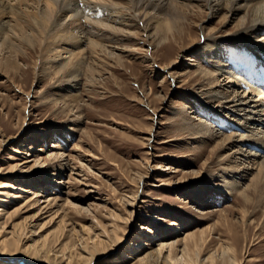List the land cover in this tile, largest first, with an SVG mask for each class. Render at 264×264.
<instances>
[{
    "label": "rangeland",
    "instance_id": "1",
    "mask_svg": "<svg viewBox=\"0 0 264 264\" xmlns=\"http://www.w3.org/2000/svg\"><path fill=\"white\" fill-rule=\"evenodd\" d=\"M4 1L9 13L18 2ZM114 1L107 16L127 19L131 26H121L127 32H104L80 23L71 26L76 34L91 31L87 37L78 36L88 38L83 42L87 62L78 69L80 84L68 83L69 74L63 78L70 70L58 73L50 63L41 65L44 55L28 32H17L27 40L20 43L18 39L20 68L0 62V225L5 230L0 242H14V229L25 232L19 246L8 245L12 252L5 255L0 245V264H48L26 258L22 251L37 250L45 237L49 244H56L63 234L61 244L71 242L67 244L72 249L78 245L75 251L82 252L86 242L92 241L89 237L95 239L100 230L106 232L102 239L114 237L115 230L122 240L115 244L113 238L114 249L101 251L91 264H137L146 253L172 241H179L174 253L180 258L183 239L192 232L197 240L203 238L199 241L202 259L215 255V264H230L219 256L229 245L238 264H264V195L251 190L249 203L239 195L257 170L226 173L239 184V191L229 194L222 178L225 167L236 165L222 160L229 153L222 147L226 135L247 134L238 127L256 122L257 111L264 109L253 94L246 101L249 107L224 98L228 92L235 95L246 88L229 79L237 60L223 61L216 54V48L235 35L241 14L225 24L224 10L211 15L205 1L192 0L190 9L183 7L188 18H181L178 25L184 29L182 38L168 34L169 41L158 44L156 28L146 27L138 15L137 0ZM23 4L19 9L24 12L37 10L32 3ZM44 4L40 7L45 8ZM112 25L118 27V22ZM202 27L220 30L214 36ZM4 36L0 35V45ZM44 37L53 56L63 53L61 57L73 58L71 53L81 50L65 40L55 45L53 37ZM96 39L109 46L112 58L105 51L95 55L88 49V42ZM249 44L260 49L254 42ZM3 47L1 61L12 57ZM59 47L66 52L56 53ZM236 48L238 53L245 52L240 45ZM244 50L247 53L249 48ZM90 59L96 60L94 65ZM89 64L93 65L90 72ZM202 72L218 75L216 85L204 79ZM74 95L77 107L68 105L74 104ZM258 122L248 123L254 129L249 133L263 136L264 122ZM206 123L217 137L209 138L207 129L201 130ZM240 159L238 155L235 160L239 165ZM47 200L51 205L46 207L43 201ZM61 222L65 224L60 229ZM136 240L140 246L131 249ZM193 240H188L191 250Z\"/></svg>",
    "mask_w": 264,
    "mask_h": 264
},
{
    "label": "bare ground",
    "instance_id": "2",
    "mask_svg": "<svg viewBox=\"0 0 264 264\" xmlns=\"http://www.w3.org/2000/svg\"><path fill=\"white\" fill-rule=\"evenodd\" d=\"M17 1L18 2L16 3V5L12 6L13 8L11 9V13H9L10 10H7V8L4 5L5 1L0 0V35H3V36L5 35L0 45V52L3 51L4 49L3 46H5L6 47L5 51L9 53L11 52L9 56L12 55V57H6L2 61L0 60V62L4 63L3 65L10 66L14 69L20 68L19 64L16 61L18 60V57H19V54H18L19 48H20L19 46H20L21 41L25 42L27 40L24 38V36L22 38L19 35H17V32L20 34H23V33L25 34V32H28V34H32L31 36L37 39V44L40 46V49L42 51L41 55H44L43 58L40 59L41 65H47L50 63L49 67L51 68L57 67L58 73L59 71L60 72L62 71L64 73L66 70H70V72L67 71L68 73L63 74L62 76L64 78V76L70 75L71 79L69 77L68 79L70 80L67 81L68 80L67 79L66 81L68 83L72 82L71 83L72 85H73V82L75 84L77 83L80 84L79 83V80H80L79 73L80 72L78 71V69L82 67V64L84 62L85 63L87 62L85 58L83 57V54L86 53V50H87V48L84 45L85 43L83 42L86 41L85 39H88L86 38L87 36H89L88 34H91V31L90 32L88 31V34L82 33L83 36L84 34H86L85 35L86 37L78 39V36L80 38L82 34L81 35L80 33L76 34L75 30L72 29L76 25V23L77 25H79L80 23V24L86 25L87 27L91 26V27H94V29L96 27L98 29L101 28L104 32L105 31L108 32L109 30L110 31L115 30L117 32H122V31L127 32L124 29H121V26H125V28H128L126 26H131V24L128 22L127 19H122L120 21L119 20L117 21L116 19H112L113 17L107 16V12L114 5H116V2L114 0H17ZM191 1L192 0H137V2H135V5H138V4L140 5V7H137L138 15H140V19L143 20V22L146 24L145 26L146 27L153 26L154 28H156L154 30V33H155L154 37L156 38V41L159 40L158 44H163L169 41L170 36H168V34L169 35L173 34L175 38L176 36L177 38L178 37L182 38L181 34H183L184 29L181 30L182 27L178 29V25L181 24L182 22L181 18L183 20H185L184 19L185 17L188 18L189 12L188 13L186 12L185 14L183 7L187 8V6H189L188 9H190L191 7L190 4L192 3ZM196 1H200V0H196ZM203 1H205L204 3L205 6H207L210 9L211 15H215L222 10L225 11L224 14H227V17L225 18L223 17L224 18L223 23L225 24L229 21V18H232V20H230L231 22L233 21V18H235L236 15L239 16L241 14L239 19H237V22L235 23V30H236L235 35L233 33L230 36V38L228 37L225 39V42H223L224 47L220 46L216 48L217 49L216 54L218 55L219 59H222V60L224 59L223 61H230L231 59L235 58L237 60L238 62L237 67L234 68L232 66V69H234L235 73H233V75L230 74L229 79H231L234 83L240 84V86L241 84H243L246 87V88L244 87L245 89L242 93L236 92L238 94H235V95H232L231 92H228L227 94L224 93L225 94L224 98H226L227 100L226 102H240L241 105H247L246 101H248V99H251L254 95L257 97V100L255 101L261 102L262 103L261 105L264 106V0H203ZM24 2L26 4L32 3L34 6L36 5L35 7L37 8V10L33 11L32 7L30 11H26V12H24V10H20L21 6H24L23 4ZM41 2L45 3L44 4L46 6L45 8L40 7ZM243 2L247 4H244ZM242 3L244 4V6L242 5ZM122 6L123 5H121V7ZM197 6H200V5H197ZM35 7L34 9H36ZM29 8L30 6L28 7V9ZM5 18H7L8 20L5 21L4 20ZM63 18L69 19V22L68 21L63 22ZM83 19L85 20L84 23L82 21ZM114 22L116 23L118 22V27H114L112 25ZM202 28L205 29L207 34L209 33V35H214V36L217 35L218 34L217 31L220 30V29L207 30L206 27L205 28L202 27ZM162 32H164L163 36L161 34ZM174 32L175 33L178 32V33L175 34ZM42 34H44L45 37L46 36L53 37V42H52L53 44L55 42L60 43L61 40L62 41L65 40L66 43H68L70 46L74 45L76 46V48H79L81 50L79 51V53H74V52L71 53V54H74V57L72 56L73 58H71L70 56H68L67 58L66 57L64 58V56L61 57L63 53H60L64 50L60 49L59 47V50L61 51H56V53L59 52L60 54L59 55L55 54L53 56L54 53L53 54L51 53L53 52L52 50L53 48L51 49L50 48L51 45L49 46L48 44L49 42L48 43L46 42L48 41V39L45 40L41 38ZM12 37H15L16 42L14 41L15 39L12 40ZM99 38L101 40L105 39L103 37H99ZM18 39L20 43H18ZM100 39H96L91 42H88L89 44L88 49L96 53L95 55H97L98 50L105 51V53L108 54L107 56L109 58H112L113 51L109 48V46H106L104 43H101L102 41ZM250 42H254L255 46H260V49H257L254 46L251 47V45L249 44ZM194 43L195 42L191 44L193 45ZM55 45H59V44L55 43ZM239 45L242 48L248 47L249 48L248 52L245 53L246 50H244L243 48V51L245 52L238 53V50L236 47ZM7 47L9 48L8 50H7ZM107 48H109L110 51ZM210 50H214V49H210ZM210 50L209 52H211ZM45 56H48V57L46 58ZM90 60H92L91 61L92 64L93 62L96 61L95 59H90ZM175 63H177V61H175ZM90 64L88 65V67H90L89 69H87L88 72H90L89 70L94 65V64L93 65H90ZM254 67H257L258 69L252 73L251 70ZM76 72L77 74H75ZM72 73H74V75H72ZM202 73L204 74V79H206L210 84L216 85L215 82L218 81V75L211 74L210 72L208 73L202 72ZM251 94L253 95L251 96ZM74 96L71 99L72 100L71 102H73L74 104H71L70 102H68V105L69 106L73 105L74 107H77L78 105L77 104L78 99L76 98L77 95L75 97ZM212 97L218 98V96L216 95ZM257 106L258 105H256V107ZM247 107L249 106L247 105ZM249 112L255 113L251 110H249ZM257 112L258 114L256 115L257 117L256 122L251 123L249 121H246L247 126L238 127L241 131H246L247 134H244L245 132L244 133L241 132L240 135H237L234 132L229 135H226L227 137L224 139V142H222L223 149L229 150V153L224 155V157L222 158L223 162H225V164L227 162L228 163L232 162L231 164H236L235 167L234 165H232L233 167L232 166L225 167V172H224L225 176H223L222 178H223V182L225 183L223 184V186L225 187L227 194L233 193L235 191H239L238 189L239 184H236L235 181H232V180L230 181L226 173L232 175L235 172L236 174H240L242 172L241 170H243L244 172L246 171L249 172L251 170H257V172L255 171L256 173H254L251 179V183L248 184L244 189L239 191V195L244 198L246 203L247 202L249 203V200H250L249 192L251 190H254L259 195L261 194L264 195V155H262L261 153L262 150L264 149V148L262 149L261 147V145L264 146V131H261L263 133L262 134L263 136H258V134L260 133H257V132L249 133V131L254 130V129H251V126L248 124V123L256 124L258 121H260L258 122L259 124L264 122V119H263L264 109L263 111H257ZM222 123L224 124L223 126L225 128L228 127L227 123L225 122H222ZM207 124L208 123L201 125V130L204 131L207 129V132H205V134H208V136H210L209 138H211L212 136L217 137V135H214L213 132L210 130L211 126L209 127ZM263 129L264 128H261V130ZM199 133L201 134L202 132H199ZM244 146H246L247 148H243ZM235 148L237 149L234 150ZM238 155L242 156L243 158V160L240 159V161H242L240 165L238 164V161H235L237 160ZM242 176L244 175H240V178ZM47 202L49 201L48 200L43 201V203H46V207L50 204ZM1 214L2 213H0V216ZM1 219L2 218H0V221ZM62 223L65 224L64 222H61L60 229L62 227ZM3 231L5 230L3 229V226L0 225V234ZM21 232L15 233V229H14L13 235H11L14 242H11V241L10 242L14 243V245L16 243L19 246L20 242H22L21 236H23V234L25 233V232H22V233ZM105 233L106 232L104 230H100V233H98L95 236V239H93V237L88 236L89 240H92V241L86 242V244L82 247V250H83L82 252H81V249L80 251H75L78 245L77 246L74 245L75 247L74 249H72V247H70L71 245L70 246L68 245L71 242L69 243L67 242L68 244L67 243L61 244V237L63 234L60 235L56 244L55 243L53 245L49 244L48 242L49 237H45V239L42 240L41 244H37V245H41L37 250L34 249V251L32 250L31 252H29L28 251L29 249L28 250L25 249L22 252H25L24 254L27 253L25 255L26 258L28 257L29 259H32V260L37 258V260L39 259L43 260L44 262L48 264H91L92 260L96 258L97 254L99 255L101 251L105 253V252H109L110 250L114 249L113 248L114 246H112L113 238H114L115 244L120 243L122 240L121 237L116 236L115 230L112 231L114 237H112V234H111L112 240H111V237H106V239H102L101 236L103 234L105 235ZM201 233L203 234L204 231H201ZM190 239H194L193 240V243H195L194 250H191L190 243L188 241ZM201 239L203 238H200V240ZM200 240L196 239L195 232H192L190 234L188 233L183 239L184 245H183V248L181 249L182 254L180 258L178 257V255L174 253L175 251L174 249H176V246L179 244V241L178 242L172 241L170 243L168 242L165 244H161L160 248H158L156 251H153L151 253L150 252L146 253L143 259L140 260L137 264H215L214 263L216 260V258L214 257L215 255H212L211 257L207 259H202L201 250H200V242H199ZM10 242L9 244L11 245ZM162 242L164 243V241ZM9 244H7L6 239L0 242V245L5 247V249L3 248L5 251L4 250H3L4 252L1 251L5 253V255L7 252L11 251L8 249ZM89 246L92 247V250L88 249ZM139 246L140 244L138 240L132 241L130 245L131 249H136ZM77 250H79V248H77ZM166 252L168 253L167 255L165 254ZM15 254H17V252H15L14 255ZM37 255H39L40 257L39 258L35 257ZM219 256L223 259V261L227 260L230 264H238L235 258L234 249L229 245L223 247V250ZM29 259H28V262H30ZM209 260H210V263H207L209 262ZM13 261L16 262L17 260L14 259ZM118 264H122V263H118Z\"/></svg>",
    "mask_w": 264,
    "mask_h": 264
}]
</instances>
